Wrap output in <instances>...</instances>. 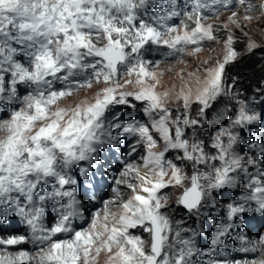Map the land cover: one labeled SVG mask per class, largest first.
I'll return each mask as SVG.
<instances>
[{
	"label": "snow or ice",
	"instance_id": "obj_1",
	"mask_svg": "<svg viewBox=\"0 0 264 264\" xmlns=\"http://www.w3.org/2000/svg\"><path fill=\"white\" fill-rule=\"evenodd\" d=\"M223 12L231 15L221 39L208 21ZM256 12L264 19V0H0V264H99L101 255L104 264H196L200 254L208 257L204 264H264V256L215 258L233 228L249 215L264 218V88L249 100L225 83L226 67L242 55L231 26L243 31L241 18L250 24ZM213 41L222 44V59L202 74L181 73L179 88L157 91L162 73L142 58L146 46L197 55ZM258 47L249 39L245 52ZM94 86L91 99L61 106ZM222 98L231 99L230 113H221ZM138 104L142 119L122 117L121 106ZM256 127L259 139L251 135ZM124 136L137 138L133 153L143 147L145 174L129 166L140 183H129L120 211L106 204L87 228L76 227L87 211L77 196L81 178L88 180L102 146ZM167 188L179 191L175 203L197 219L218 207L217 195L242 191L224 202L201 253L199 231L179 222L174 229L166 215ZM49 211L56 216L50 226ZM14 227L25 231H9ZM233 239L241 253H264V236ZM27 243L38 251H8Z\"/></svg>",
	"mask_w": 264,
	"mask_h": 264
},
{
	"label": "rangeland",
	"instance_id": "obj_2",
	"mask_svg": "<svg viewBox=\"0 0 264 264\" xmlns=\"http://www.w3.org/2000/svg\"><path fill=\"white\" fill-rule=\"evenodd\" d=\"M256 4L260 3V0H254ZM241 17L243 15V9H236ZM148 11H151L149 8ZM231 15L230 12H223L216 18L213 17L208 23H212L219 29L218 35L221 39L226 38V32L223 28L224 24L228 23V17ZM253 21L249 24L241 18V24L245 25L243 31L240 28L231 26L232 34L235 37V48L242 53L241 57L235 63L229 64L225 71V83H235L236 90L241 92L246 98L251 100L253 96L258 95L255 91L257 88H264V19H259V12L253 14ZM178 23V21H175ZM247 33V36L245 35ZM249 39L257 42L259 47L251 54L245 52V46ZM168 50L163 47L156 46H146L142 50V58L148 62L149 68L152 71L162 73L160 77V87L157 91H164L175 85L179 88L180 85V74L182 73L187 79L189 73H196L197 69H200L198 74H202L205 67H210L215 64L218 59L223 58L222 44L217 42H205L204 49L197 55H189L188 53L168 55ZM208 61L205 65L203 62ZM159 67H156V65ZM57 88L61 87L59 84L56 85ZM97 90V86L93 89H84L78 94H74L72 97L66 98L62 101L61 106L69 107L74 105L76 102L85 99H91V96ZM131 90V86L128 87ZM25 90L21 88L23 93ZM223 103L220 105L221 113L231 112L232 101L230 98H222ZM173 113L176 112L178 104L173 102L169 104ZM140 105H137V109L133 110L124 106L120 107V113L122 117L126 120L130 119H142L143 114L139 111ZM6 115V113L0 112V117ZM212 131V129H209ZM204 133H202L203 135ZM251 135L259 139L262 135L260 127L253 128ZM206 138V137H205ZM136 137L124 136L122 138L124 142L123 154L128 155L127 158H123L122 162L117 160V152L114 147H109L106 144L102 146L96 154V159L93 163L91 173L88 180L85 182L81 178V186H77V196L82 199V203H90L93 197H97V203L94 206H89L90 210L84 213L83 220H76V227L87 228L91 223V219L94 213H101L105 211V206L107 204V209L110 212L118 213L120 209L117 204L122 203L127 200L131 195V189L129 183L139 184V180L135 178L136 172H128V167L132 166L133 169H139L140 175L145 174V169L142 167L143 161L141 156L143 155V147L137 146L136 152H132V145H135ZM120 142H115L113 145H118ZM117 165L118 168L114 167ZM124 165V166H123ZM113 174L112 177H110ZM123 174V175H122ZM127 176V179L121 180L119 176ZM119 181V183H117ZM115 182V183H114ZM117 183V184H116ZM102 187V190L100 189ZM93 189L94 193L91 195L89 192ZM96 189L100 190L97 191ZM115 189V191L113 190ZM111 190V191H110ZM241 189L228 190V192L223 196L217 195L218 207L216 209L204 208L203 212L210 213L208 215H201L199 219L188 211H182V207L175 203L176 196L179 195V191L175 188H167L163 190L164 194L169 196V207L165 209L166 215L173 221V228L177 227V222H179L180 227H188L190 229H197L199 235L197 236V246L201 250V253L206 251L210 247V240L212 234L219 227L220 221L222 219V209L224 207V202H232V199L238 197ZM100 192V193H99ZM110 194H109V193ZM113 192V193H111ZM115 192V193H114ZM98 193L100 194L99 196ZM108 194V195H107ZM113 195V196H112ZM115 201V203H112ZM100 202V203H99ZM90 205V204H89ZM55 213L48 212L46 214V223L50 226L55 222ZM0 229V233H2ZM11 232L23 233L25 230L22 227H14L9 229ZM231 235L226 236L225 242L228 247L225 248L221 245L217 249V256L215 258L219 260H260L264 253L256 251L249 253H241L238 249L241 244L238 239H233L234 236L238 234L246 235L249 241L256 242L259 237L264 236V218L259 214L255 216L249 215L244 220V227L233 228L231 230ZM141 235L142 238L147 239L148 234L142 232V230L137 229L135 233ZM6 238V237H5ZM63 238V237H61ZM19 250H26L30 254H35L38 251V247L27 243L22 247L14 248L10 247L9 252L15 253ZM196 264H204V261L208 259L206 255L200 254L194 257ZM105 257L101 255L99 258V264H104Z\"/></svg>",
	"mask_w": 264,
	"mask_h": 264
},
{
	"label": "bare ground",
	"instance_id": "obj_3",
	"mask_svg": "<svg viewBox=\"0 0 264 264\" xmlns=\"http://www.w3.org/2000/svg\"><path fill=\"white\" fill-rule=\"evenodd\" d=\"M107 146H109V147H114L115 149H116V151L117 152H119V151H121V153L120 154H117V160H120L121 162H122V157L125 159V158H127L128 157V155H126V154H123V149H124V142H120L117 146L116 145H113V143L112 144H106ZM133 146V145H132ZM122 156V157H121ZM124 166V165H123ZM114 167H116V168H118V166L115 164L114 165ZM123 175V174H122ZM113 176V174L110 176V177H112ZM120 177V179L121 180H125V179H127V176H119ZM115 183V182H114ZM117 184V183H116ZM127 188H129V187H127ZM100 189L102 190V187L100 186ZM92 191H90V193H94V191H93V189H91ZM97 191H100V190H98V189H96ZM114 190V189H113ZM111 191V190H110ZM100 193V192H99ZM98 193V195L97 196H99L100 194ZM109 193V192H108ZM111 193H113V192H111ZM115 193V192H114ZM110 194V193H109ZM108 195V194H107ZM113 196V195H112ZM97 197H93L91 200H90V203H87V204H85V208L87 209V210H90V208H88L89 206H94L96 203H97ZM100 203V202H99ZM90 204V205H89ZM108 204V203H107ZM85 218H86V216H85ZM24 244H22V245H17V246H12V247H14V248H18V247H22Z\"/></svg>",
	"mask_w": 264,
	"mask_h": 264
},
{
	"label": "water",
	"instance_id": "obj_4",
	"mask_svg": "<svg viewBox=\"0 0 264 264\" xmlns=\"http://www.w3.org/2000/svg\"><path fill=\"white\" fill-rule=\"evenodd\" d=\"M182 207V206H181ZM182 211H186V209H184L183 207H182Z\"/></svg>",
	"mask_w": 264,
	"mask_h": 264
}]
</instances>
